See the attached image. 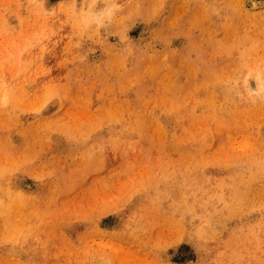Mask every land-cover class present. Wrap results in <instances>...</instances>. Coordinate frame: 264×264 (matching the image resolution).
<instances>
[{
    "label": "rangeland",
    "instance_id": "374dc122",
    "mask_svg": "<svg viewBox=\"0 0 264 264\" xmlns=\"http://www.w3.org/2000/svg\"><path fill=\"white\" fill-rule=\"evenodd\" d=\"M0 264H264V0H0Z\"/></svg>",
    "mask_w": 264,
    "mask_h": 264
},
{
    "label": "bare ground",
    "instance_id": "6f19581e",
    "mask_svg": "<svg viewBox=\"0 0 264 264\" xmlns=\"http://www.w3.org/2000/svg\"><path fill=\"white\" fill-rule=\"evenodd\" d=\"M255 1H257V0H255ZM250 2H252V1H250ZM259 3V2H258ZM257 3H255V2H252V5H256ZM255 7H257V6H255Z\"/></svg>",
    "mask_w": 264,
    "mask_h": 264
}]
</instances>
